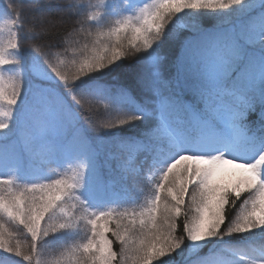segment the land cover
Masks as SVG:
<instances>
[{"label": "rangeland", "instance_id": "rangeland-1", "mask_svg": "<svg viewBox=\"0 0 264 264\" xmlns=\"http://www.w3.org/2000/svg\"><path fill=\"white\" fill-rule=\"evenodd\" d=\"M149 2L92 0L87 1L83 8L80 5L71 6L85 19L92 13H97L98 17L86 19L90 24L79 27L67 49L62 52L54 55L39 53L32 60L30 57V71L38 78L33 83L30 108L24 116L13 113L7 121L8 127L0 131V137L17 135L25 157L38 161L37 170L23 172L20 171L23 168L21 165L19 169L0 166V242L5 239L10 246L21 250L16 239L24 232L31 233L27 225L35 224L36 237L44 243H48V237L63 236L61 241L46 245V264H110V260L106 259L109 257L108 234L115 237L119 254L122 248L128 249L122 257V264H148L152 255L156 257L157 264H172L177 258L192 254L223 222L228 236L246 239L253 251L224 247L225 253L216 260L199 264H264V227L228 234L230 230L244 226L245 222L238 220V217L249 198L256 200L259 219L264 215L259 205L261 190H256L257 180L246 166L253 163L264 148V137L257 151L246 154H239L229 141L222 138L210 143L195 142L193 147L184 139L171 143V138L162 129L163 124L166 123L174 134L185 133L179 118L175 120L167 113L165 100L176 94L178 89L172 78L162 74L164 67L156 55V44L139 51L151 71L148 79L153 87L155 105L146 116L109 102L100 94L85 93L83 90L78 93L77 100L82 105L99 111L100 129L92 133L94 137L100 138L105 132L126 127L147 145L145 151L134 146L129 139L120 138L103 151L106 183L120 188L114 206L101 204L98 195L93 193L92 170L95 167L88 155L77 158L71 152L73 142L80 137V130L75 127L71 113L52 86L54 81H64L57 78L48 65H58L66 80L85 79L86 75H78L85 59L91 62L94 56L102 55L107 50H119L120 44L141 46L143 37L128 26L121 25L123 31L115 35L110 30L116 26V20L132 14ZM198 2L192 0V3ZM242 14L236 8L225 12L188 7L175 16L164 29L163 36L177 35L183 29L195 30L204 18H212L216 26H220L239 20ZM252 47L264 51V44L259 41ZM0 52L9 60H18L1 31ZM153 57L156 58L155 62ZM15 68L16 64L0 66V112L8 110L6 97L10 93ZM103 69L94 71L96 73ZM91 100L102 101L108 107L105 109L103 105L90 103ZM132 117L138 118L130 119ZM4 119L0 116V121ZM118 119H126L128 123L105 127ZM244 134L248 137V134ZM204 157L220 159L212 164ZM220 167L233 170V174L223 182L214 180ZM81 168L84 173L83 186L78 188L76 183L79 177L74 174ZM258 171L262 174L264 167ZM12 177L15 180L9 183ZM194 193L197 194L196 199ZM233 196L242 199L240 205L227 214L225 207L228 201L232 203ZM250 208L251 203L248 210ZM178 215L185 217L190 232L198 234L204 230L205 234L196 241L187 238L186 244L183 240L181 247L175 250L176 259L172 252L160 259L156 254L159 249L171 251L182 238L174 229ZM85 245L89 247L85 249ZM3 253L7 252L3 250ZM141 254L147 258L142 259Z\"/></svg>", "mask_w": 264, "mask_h": 264}, {"label": "trees", "instance_id": "trees-1", "mask_svg": "<svg viewBox=\"0 0 264 264\" xmlns=\"http://www.w3.org/2000/svg\"><path fill=\"white\" fill-rule=\"evenodd\" d=\"M92 0H0V31L5 34L9 44L17 45L16 52L19 64L13 70L9 96L15 89L16 80L22 82L23 87L13 113L23 111L21 102L24 101V112L29 110L33 83L38 80L30 71L32 57L39 53L54 55L69 46L79 27L89 25L71 6L80 5ZM248 13H243L239 20L216 26L212 18H204L195 30H180L177 35L165 34L163 39L155 43V52L162 64V74L168 75L177 85L178 92L166 101L167 113L173 118L180 119L185 135L192 140L187 144L193 147L198 136L196 131L189 132L187 127L192 124V116L207 120L217 129L228 132L230 141L233 126L254 138V144L241 141L234 148L240 154L252 153L259 149L264 137V51L260 48L246 47L243 59L225 64L217 38L220 33L232 30L245 19ZM89 20V19H87ZM119 50L125 52L103 70L92 71L85 79H69L63 83L54 81L57 94L67 107L74 120V125L80 130V137L72 144V153L82 157L88 155L95 168L92 191L100 198L101 204L114 206L118 199L120 188L106 183L103 165V151L113 141L127 138L135 146L147 151V145L132 132L123 127L118 131L105 132L100 138L94 137V131L99 130V111L90 106L76 103L78 93L83 92L102 95L112 103H118L127 110L137 114L147 115L154 109L153 89L149 82V68L141 52H135L134 45L120 44ZM31 57V60H30ZM19 73V74H18ZM149 73V74H148ZM43 81V80H40ZM75 97V100L73 99ZM211 101L209 105L208 102ZM9 107V105L7 106ZM215 110V112H213ZM231 126V131L225 129ZM232 144V143H231ZM233 145V144H232ZM66 151V150H64ZM38 161L28 160L22 153V146L17 135L0 137V166H14L20 171L37 170ZM29 167L30 169H28ZM20 173V172H19ZM242 198L233 196L228 201L225 212L239 206ZM7 211V208L5 207ZM182 212V210H181ZM12 213V212H10ZM12 217L9 218L11 220ZM186 220L178 215L174 229L178 236L187 242L185 231ZM206 240L186 258H177L175 251L172 256L176 259L172 264H199L214 261L225 253L224 247L229 249L249 250L246 239L234 238L227 235L226 225L220 223ZM63 236L48 237V243L42 242L31 233L24 232L16 239V244L22 248L21 256L15 253H3L0 249V264H46L44 257L46 245L61 241ZM115 237L108 234L110 264H122V257L118 251ZM35 243L36 250L32 252ZM24 255L32 257L30 261L23 259ZM148 264H157L154 255ZM168 264V263H166Z\"/></svg>", "mask_w": 264, "mask_h": 264}, {"label": "snow or ice", "instance_id": "snow-or-ice-1", "mask_svg": "<svg viewBox=\"0 0 264 264\" xmlns=\"http://www.w3.org/2000/svg\"><path fill=\"white\" fill-rule=\"evenodd\" d=\"M187 7H197V8H212L213 6L210 4H203V3H190L187 5ZM233 8L240 9L242 13H248V15L240 21L237 24V27L228 30L225 32H222L219 34L217 38V42L219 45V48L222 53V60L225 64L232 62V61H238L240 59H243L245 48L252 47L257 41H259L261 44H264V0H241L240 4H233ZM178 11V10H177ZM112 35H115V32L112 33ZM17 45L15 42L11 44V47L15 48ZM145 46L141 45V48H144ZM138 49V50H141ZM125 55V52L118 49L110 50L105 56L102 55H96L97 58L91 59V62L88 59H85L83 61V65L79 67L78 75L83 77L87 75L88 73H91L94 70H100L105 68L106 66L111 65L114 61H116L118 58L123 57ZM156 58L153 57V62H155ZM20 62L18 60H9L7 59L2 52H0V66H6L9 64H19ZM48 68L51 70L52 73L55 74L56 77H58L61 81H65L66 77L64 73L60 70L58 65H48ZM3 69V68H2ZM0 69V70H2ZM19 74V73H18ZM22 91V82L19 80H16L15 83V89L10 97H6L7 103L9 105L7 111L0 112V116H3L5 119L3 121H0V131H3L8 127L7 121L12 118L13 112H14V106L18 102L19 95ZM75 100V97H73ZM76 103H79L80 101L76 100ZM90 103H95L97 105H103L106 109L108 107L107 104L103 103L102 101L97 100H91ZM138 117H132L130 119H137ZM128 123V120L126 119H118L114 122H109L105 125L106 128H112L116 127L117 124H125ZM197 128L199 131V134L193 142H202V143H210L214 142L220 137L214 136L210 134V123L208 121L203 120H197ZM162 129L165 134H167L171 138V143H176L179 139L184 140H192L189 138V136L183 134V133H173L169 130V126L165 123L162 125ZM231 143L235 147L238 145L241 141H246L248 144H254L255 139L254 138H248L245 136V134L239 129L237 126H233V131L231 132L230 137ZM261 152H264V148L260 150L258 155L261 154ZM233 174V170L228 169L226 167H220L216 170L214 180L223 182V180L227 179L230 175ZM75 176L79 177L77 179L76 187L81 188L83 186V169L76 171ZM264 176V172L261 174ZM15 177H12L9 181V183L14 182ZM57 183H64V181H58ZM48 187V186H45ZM54 187V186H53ZM261 195H264V190H261ZM194 199H196L197 194L194 193ZM251 203V208L248 210V205ZM260 213L256 210V200L253 198H249L244 202V206H242L241 209V215L238 217V220H243L245 222L243 227H236L228 232V234L232 233V231H249L251 229H256L260 227H264V219H259ZM64 225H62L63 227ZM29 232L35 237L36 236V225L35 224H29L27 225ZM46 234V233H45ZM205 232L204 230H201L198 234H196V240H199L203 238ZM214 234V233H211ZM85 249L89 247V245L84 246ZM0 249H3L7 253H15V256L19 257L21 256V251L19 247H12L8 243L7 240H3V242H0ZM36 245L33 243L32 245V252H35ZM128 249L127 247H124L121 249V257H123L127 253ZM262 255H264V252H262ZM142 259H146L145 254H141ZM23 259L25 261H30L32 259L29 255H24ZM106 259L110 260L111 257H107Z\"/></svg>", "mask_w": 264, "mask_h": 264}, {"label": "clouds", "instance_id": "clouds-1", "mask_svg": "<svg viewBox=\"0 0 264 264\" xmlns=\"http://www.w3.org/2000/svg\"><path fill=\"white\" fill-rule=\"evenodd\" d=\"M190 3H192V0H150L149 3H145L142 7L135 9L132 14L124 15L120 19L116 20V26L110 31L112 33H118L120 31H123L121 25L128 26L131 31L137 33L138 36L143 37L141 45L145 46L144 50H147L152 46V44L158 43L163 39L164 29L170 23H172V20L175 19V16L178 15L180 11H183L188 8L187 5ZM198 3L210 4L213 6L212 8L207 9L222 10L228 12L233 9V4H240L241 0H199ZM97 17V13H92L86 19H96ZM140 48L141 46H136L135 52H139L140 50L138 49ZM109 51L110 50H107L104 55L107 56ZM96 58L97 56H94V59ZM262 69H264V64H262ZM208 104L210 105L211 101H209ZM25 105L26 103L22 101L21 106L23 111L20 115L23 114ZM197 120H202V118L196 116L192 117V124L187 127L189 132L196 131L199 134L197 128ZM224 128L231 131V126H225ZM209 132L210 134L217 137L228 136L227 131L217 129L211 123ZM204 158L210 160L212 164L217 163L220 159V157ZM246 166L248 170L253 174V178L257 180L256 190H264V176H262L261 173L258 171L260 167H264V152H261V154L256 158L253 163L247 164ZM259 205L261 213L264 214V195H261ZM261 218L264 219V215H262ZM185 231L186 233H188V239H190L191 241H196V234L190 232L187 225L185 226ZM183 243V238H181L175 243L171 251L166 252L163 248H161L157 251L156 254L161 259L164 256L169 255L176 249H179Z\"/></svg>", "mask_w": 264, "mask_h": 264}]
</instances>
